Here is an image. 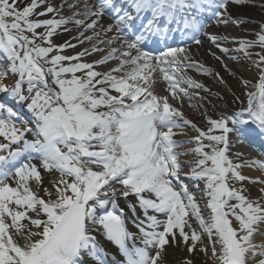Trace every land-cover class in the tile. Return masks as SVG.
<instances>
[{"label":"snow or ice","instance_id":"6c2138e0","mask_svg":"<svg viewBox=\"0 0 264 264\" xmlns=\"http://www.w3.org/2000/svg\"><path fill=\"white\" fill-rule=\"evenodd\" d=\"M245 2L127 0L129 12L114 0H99L95 11L83 13L95 19L89 23L76 19L75 24L94 29L106 9L116 14L118 32L134 19L143 17L146 22L134 40L88 63L82 60L91 54L87 49L65 55L64 50L75 45L53 43L52 37L69 20L41 19L59 11L47 0H0V52L8 61L0 68V93L27 102L36 120L35 129L18 127L16 113L8 109L3 116L0 105V153H7L0 154V264H84L85 254L96 264H107L97 232L117 246L122 264H164L166 246L177 236L188 253L198 247L207 253L209 248L201 247L206 240L214 264H264V239L256 242L257 236L264 237V187L256 198L245 188V182L264 185V178L241 172L252 166L264 171V161L237 163L229 156L231 133L242 135L249 125L264 133V24L254 40L241 39L235 49L257 70L254 91L245 93L247 106L234 116L207 118L206 127L197 126L170 104L169 96L155 94L152 77L158 69L169 95L179 99L181 93L188 95L181 83L210 92L181 75L184 69L210 70L191 61L183 47H166L155 56L141 48L147 34L161 31L162 21L164 32L190 33L188 38L200 44L197 34L204 25L198 14L205 5L214 9L218 23L239 24L228 11L229 3ZM172 24L177 27L170 28ZM111 30L109 26L107 31ZM113 39L99 43L112 44ZM255 47L261 51L253 54L249 50ZM91 51L102 49L93 45ZM111 60L118 64L104 72L96 70ZM128 66L132 67L125 70ZM10 75L14 83L9 85L4 81ZM241 83L247 89L251 81ZM187 127L194 135L174 139L185 135ZM26 133L34 138L28 139ZM184 144L192 146L178 151ZM182 156L192 158L182 161ZM182 176L197 189L203 184L207 197L203 209ZM118 192L125 198L134 195L144 211L147 223L137 225L143 247L128 244L135 235L126 225ZM130 207L135 211V205ZM183 264L193 262L185 259Z\"/></svg>","mask_w":264,"mask_h":264},{"label":"bare ground","instance_id":"6f19581e","mask_svg":"<svg viewBox=\"0 0 264 264\" xmlns=\"http://www.w3.org/2000/svg\"><path fill=\"white\" fill-rule=\"evenodd\" d=\"M27 2V0H24ZM90 2L93 0H47V3L51 4L53 7L59 9L57 13L49 14L46 17H40L41 19L52 18L55 17L59 19L63 17L69 20V23L65 26H61L56 32V34L52 37L53 43L59 45L65 42L75 45L74 48H66L65 55H75L78 52H82L87 49L91 54L82 57L84 62L93 63L94 61L100 59L103 55L107 54V52L115 47L120 49L123 47L122 42L131 41L135 39L136 35L140 34V28L142 22L141 18L134 19L131 22H128L129 26H124L123 31L118 32L116 16L109 20L100 17L98 23L96 24L94 29L85 30L83 26L75 24L76 19L85 20V23H89L91 19H95V17H85L83 15L86 11H95L93 9ZM115 4L118 7H121L124 10H128L131 12L130 5L127 3V0H115ZM69 5H74V7H69ZM207 16H203L202 14H198L199 18L203 21V27L201 31L197 34V38L201 41L200 44L194 43L190 38H188L191 34L185 35L180 31H168L165 33H155V34H147L144 42L141 45V48L145 51H148L153 54V56L158 55L160 51H163L166 47H183L187 49V55L191 61H195L197 65H203L204 68L209 69L208 73L203 71H198L195 67H188L184 69L181 75L185 77H190L192 80L197 81L205 86V88L209 89L210 92H205L203 89H195L188 87V85L181 83L180 87L185 88L187 90L188 95L184 96L182 93L180 94L179 99H173L171 95H169L168 84L164 81L162 74L157 71L153 73L152 80V90L155 94L160 96H169V103L174 107L181 110L184 115L191 119L194 123L199 127H205L207 125V118L211 119H219L222 115H231L240 110L243 107L247 106V91H254L252 87L253 84L257 81V70L252 65V60L248 59L244 56L242 52H237L235 49L239 47L237 41L241 39L246 40H254L256 38V32L252 28H245L240 30L236 27V24L228 23L222 24L218 23L217 19L213 20L211 16L212 10H208ZM135 16V13H133ZM232 16V15H231ZM243 14H237L232 16L233 19L241 20L247 19L248 21H252L251 17ZM141 22V23H140ZM145 22V21H144ZM208 22H210L208 24ZM212 22V23H211ZM111 26L112 30L107 31V29ZM238 26H241L239 24ZM67 28V31L64 28ZM159 27V26H158ZM170 28L177 27L175 24L169 26ZM160 28V27H159ZM39 31H43V29H38ZM83 33V35H81ZM95 33H99L98 36ZM168 35L171 36L170 40L168 39ZM93 37L92 40H87L85 37ZM216 36L217 41L213 42L210 37ZM64 37V38H63ZM113 39L112 44L107 43H99V41H107L109 39ZM82 41V42H81ZM169 41V42H167ZM40 43V41H37ZM93 45L102 49L100 52H92L91 49ZM227 48L228 52H223L221 49ZM76 50V51H75ZM253 54L256 52H260L261 49L259 47H255L249 50ZM64 54V53H63ZM219 57V60L216 59ZM239 57L242 59V64L239 63ZM255 55H253V59H255ZM233 63L236 65L238 71L242 73V75L237 77L236 80H232L231 75H221L220 70H224L230 72V69H234L232 67ZM118 64L117 60H111L107 65H98L96 66V70L100 72L107 71L110 67H115ZM132 66H128L129 70ZM223 71V72H224ZM121 73H116V75H120ZM218 74V75H217ZM225 74V73H224ZM79 75V73H77ZM235 79V77H233ZM229 81V87L227 85ZM223 81L221 83L220 81ZM241 80L251 81V84L248 85V88L245 89L241 83ZM13 81L12 78L6 79L4 82L6 84H10ZM211 81V83H210ZM240 82V83H239ZM185 135H177L174 139L187 140L192 135H194V131L187 127L185 129ZM33 135H29L27 138L29 139ZM240 137L237 133L233 132L229 135L230 141V151L229 156H236L237 153L241 155L239 157H235V162L240 163L242 161H264V158L259 157V153L262 152L261 149L257 147H253L251 145L246 144L245 142L240 143L238 140ZM192 145L184 144L181 148L177 149L178 151H184ZM191 156H182L180 159L182 161L190 160ZM184 171H188V167L185 166ZM242 174L252 177V178H264V175L259 173V170L252 167H245L241 169ZM46 179L47 174H45ZM183 182L188 183L190 186V190H193L198 197L197 201L200 204L201 208L205 207V202L207 198L200 197L203 195V192H199L197 188L193 187L192 181L188 180L186 177H181ZM264 187V185L260 184H250L245 182V188L247 189L246 194L250 195L252 198H256L260 195V188ZM200 189L202 186L200 185ZM135 201L137 208L139 211L144 214V211L139 207L138 202ZM207 216V212H205ZM145 216V215H143ZM161 217V216H159ZM158 217V218H159ZM147 221L145 220V224ZM235 223V222H234ZM194 227H198V225L193 222ZM140 234L139 231L135 232V235L138 236ZM100 239H103L105 244L114 248L113 244L106 240V238L100 233H95ZM264 237L257 236L256 242L259 243ZM138 241V240H137ZM207 246L209 251L207 253L200 251L198 247L197 250L193 253H188L186 251L185 243L179 239L177 236V240L173 241L169 245L166 246V251L163 255L164 264H183L185 259H191L193 264H214L213 259L211 258L210 245H207V241L205 240L204 244L201 247ZM88 264H95L94 261L86 260Z\"/></svg>","mask_w":264,"mask_h":264},{"label":"rangeland","instance_id":"374dc122","mask_svg":"<svg viewBox=\"0 0 264 264\" xmlns=\"http://www.w3.org/2000/svg\"><path fill=\"white\" fill-rule=\"evenodd\" d=\"M228 11L230 13V15L235 16L237 14H243L245 17V15L251 17L252 21H248L247 19H241V26H238L239 24H236V27H238L240 30H243L245 28H252L255 30V32L257 33L259 31V26L261 24H264V0H246V2L243 5H235V4H229V8ZM64 38V37H63ZM242 59H240L239 57V63L238 64H242ZM238 64L233 63L232 67L234 69H230V72L224 71V70H220L219 72L221 73V75H231L232 80H236L237 83V77L242 75V73L240 71H238L236 65L238 66ZM244 66V64H242ZM224 71V72H223ZM225 73V74H224ZM235 77V79L233 78ZM229 81L230 79H228V87H229ZM211 83V81H210ZM240 83V82H239ZM238 86V83H237ZM115 188L119 189L121 186L116 184L113 185ZM119 193V192H118ZM120 195V194H119Z\"/></svg>","mask_w":264,"mask_h":264}]
</instances>
